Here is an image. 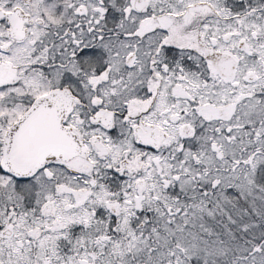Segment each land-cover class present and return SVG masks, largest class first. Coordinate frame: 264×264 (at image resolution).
<instances>
[{
  "label": "snow or ice",
  "instance_id": "obj_1",
  "mask_svg": "<svg viewBox=\"0 0 264 264\" xmlns=\"http://www.w3.org/2000/svg\"><path fill=\"white\" fill-rule=\"evenodd\" d=\"M0 264H264V0H0Z\"/></svg>",
  "mask_w": 264,
  "mask_h": 264
}]
</instances>
